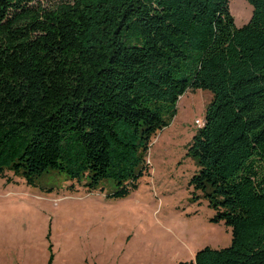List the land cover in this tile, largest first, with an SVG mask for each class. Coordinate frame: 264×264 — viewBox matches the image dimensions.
Instances as JSON below:
<instances>
[{"label":"trees","instance_id":"trees-1","mask_svg":"<svg viewBox=\"0 0 264 264\" xmlns=\"http://www.w3.org/2000/svg\"><path fill=\"white\" fill-rule=\"evenodd\" d=\"M0 0V177L119 185L189 90H207L190 183L229 244L176 264H264V0ZM46 263L52 264L50 246Z\"/></svg>","mask_w":264,"mask_h":264},{"label":"rangeland","instance_id":"rangeland-1","mask_svg":"<svg viewBox=\"0 0 264 264\" xmlns=\"http://www.w3.org/2000/svg\"><path fill=\"white\" fill-rule=\"evenodd\" d=\"M47 6L58 0H40ZM236 27L251 7L229 0ZM210 92L189 90L176 102L169 123L141 154L145 169L122 196L119 185L51 171L25 183L4 171L0 177V264H176L195 251L229 244L230 230L212 221L203 192L190 183L197 170L187 145L201 121Z\"/></svg>","mask_w":264,"mask_h":264},{"label":"built area","instance_id":"built-area-1","mask_svg":"<svg viewBox=\"0 0 264 264\" xmlns=\"http://www.w3.org/2000/svg\"><path fill=\"white\" fill-rule=\"evenodd\" d=\"M194 123L196 125V127H200L202 125V120L201 121H198L197 119L194 120Z\"/></svg>","mask_w":264,"mask_h":264}]
</instances>
